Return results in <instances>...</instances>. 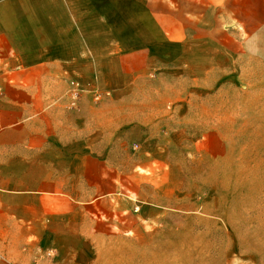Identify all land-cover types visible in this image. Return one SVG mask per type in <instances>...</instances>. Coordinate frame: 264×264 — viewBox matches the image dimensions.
I'll return each instance as SVG.
<instances>
[{"label": "crops", "instance_id": "obj_1", "mask_svg": "<svg viewBox=\"0 0 264 264\" xmlns=\"http://www.w3.org/2000/svg\"><path fill=\"white\" fill-rule=\"evenodd\" d=\"M126 11L144 37L131 49ZM159 57L196 81L262 65L264 0H0V245L28 246L18 260L40 261L41 246L58 264H157L158 245L195 227L194 165L162 157L150 125L125 120L138 113L127 93L104 92ZM196 130L197 160L214 162L218 126Z\"/></svg>", "mask_w": 264, "mask_h": 264}, {"label": "rangeland", "instance_id": "obj_2", "mask_svg": "<svg viewBox=\"0 0 264 264\" xmlns=\"http://www.w3.org/2000/svg\"><path fill=\"white\" fill-rule=\"evenodd\" d=\"M125 17L124 36L118 38L131 49L144 37L133 36L137 22L129 20L127 11ZM156 41L157 47L162 45L160 38ZM150 62L152 67L134 84L123 91L112 85L104 92L127 93L124 108L138 113L125 120L150 125L162 157L177 162L188 159L194 165L188 166L192 188L206 203V211L194 218L195 227L174 230L171 246L158 245L157 264H264V63L222 67L216 74L207 73L206 81H196L165 57ZM208 76L214 77V83H208ZM70 86L73 93H99L76 82ZM110 103L116 106L115 101ZM187 119L201 126L186 127ZM213 124L220 131V154L214 162L202 164L197 157L208 133L196 129L206 131ZM197 163L201 165L196 179ZM27 247L0 245V264H58L56 250L44 252L41 246H31L35 252L40 249V261L18 260L15 252Z\"/></svg>", "mask_w": 264, "mask_h": 264}]
</instances>
